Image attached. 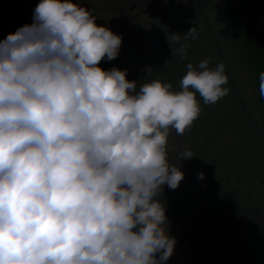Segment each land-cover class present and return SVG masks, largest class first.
Listing matches in <instances>:
<instances>
[{
  "label": "clouds",
  "instance_id": "obj_1",
  "mask_svg": "<svg viewBox=\"0 0 264 264\" xmlns=\"http://www.w3.org/2000/svg\"><path fill=\"white\" fill-rule=\"evenodd\" d=\"M96 19L72 0H40L33 23L0 41V264H165L173 255L156 199L184 179L167 159L169 129H190L197 93L205 104L229 94L225 65L188 63L180 91L159 79L137 89L126 69L99 66L118 57L122 37ZM183 35L195 39L196 28ZM186 48L172 52L186 59ZM259 81L264 98V72Z\"/></svg>",
  "mask_w": 264,
  "mask_h": 264
},
{
  "label": "rangeland",
  "instance_id": "obj_2",
  "mask_svg": "<svg viewBox=\"0 0 264 264\" xmlns=\"http://www.w3.org/2000/svg\"><path fill=\"white\" fill-rule=\"evenodd\" d=\"M4 1L0 41L32 24L40 3ZM80 1L79 6L94 9L98 26H107L122 37L118 57L111 61L105 58L99 66L104 70L126 69V79L137 81V89L159 79L170 83L172 91H180L188 63L196 67L208 59L209 68L221 62L225 65L228 84L222 87L229 88V94L215 104H205L197 93L201 112L190 129L183 135L169 129L167 159L170 166L179 167L184 179L176 189L164 185L156 197L165 211L169 209L175 216L180 196L184 220L191 214L200 218L208 213L218 242L216 231L224 213L237 207L264 208V98L259 89V76L264 72V6L252 0H173L163 9L132 21L126 0ZM192 27L196 28V38L185 39L183 34ZM172 33L181 35L170 44ZM245 33L252 34L251 46ZM182 44L187 45L186 59L172 52ZM148 68L152 69L150 75ZM186 149L194 157L181 161Z\"/></svg>",
  "mask_w": 264,
  "mask_h": 264
},
{
  "label": "flooded vegetation",
  "instance_id": "obj_3",
  "mask_svg": "<svg viewBox=\"0 0 264 264\" xmlns=\"http://www.w3.org/2000/svg\"><path fill=\"white\" fill-rule=\"evenodd\" d=\"M75 1L79 5L77 1L80 0ZM170 1L173 0H126L127 13L134 21L163 9ZM252 1L264 6V0ZM4 5L5 1L0 0V8ZM2 12L0 9V14ZM3 20L4 17H0V26ZM245 36L249 38L246 40L251 46L252 34L245 33ZM165 215L168 235L176 240L173 255L165 264H264V208L261 206L237 207L232 212L224 213L216 231L218 242L214 238L216 227H213L208 213L201 214L200 218L191 214L189 219L184 220L180 196L175 216L169 209Z\"/></svg>",
  "mask_w": 264,
  "mask_h": 264
}]
</instances>
